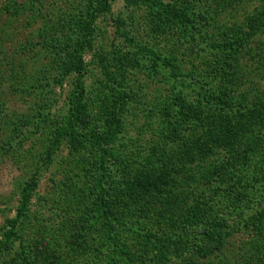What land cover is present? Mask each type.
Returning <instances> with one entry per match:
<instances>
[{"label":"rangeland","instance_id":"374dc122","mask_svg":"<svg viewBox=\"0 0 264 264\" xmlns=\"http://www.w3.org/2000/svg\"><path fill=\"white\" fill-rule=\"evenodd\" d=\"M99 1L0 0V264H264V0Z\"/></svg>","mask_w":264,"mask_h":264},{"label":"trees","instance_id":"16d2710c","mask_svg":"<svg viewBox=\"0 0 264 264\" xmlns=\"http://www.w3.org/2000/svg\"><path fill=\"white\" fill-rule=\"evenodd\" d=\"M111 1L112 0H100L89 12L87 18L83 22V31L85 33V37L82 48L89 47L93 44L96 22L100 17V15L109 11L111 6L110 5ZM168 11L170 13L172 9L168 8ZM171 13L172 14L170 15H174L179 22L188 23V24L191 23V20L185 14L175 11H172ZM80 54H81V49L78 48L71 58L72 59L71 62L74 65L73 69L78 73L75 92L71 99V109H70V115L68 121L69 125L66 130L67 135L71 137L80 135L82 131L85 130V127L82 128L83 125L85 126L87 123L86 105L84 104L85 88L82 79L86 72V66ZM136 186L140 189L149 191L151 189L150 186L152 185L151 183L142 184L138 182ZM103 204H104L105 212L110 213V209L107 206V203L103 202ZM26 211H27V206L23 209H20L18 211L17 217L10 222L11 227L7 232V238L6 240L0 242V250L8 247L9 240L13 239L15 236V227L19 222L20 218H22L25 215Z\"/></svg>","mask_w":264,"mask_h":264}]
</instances>
